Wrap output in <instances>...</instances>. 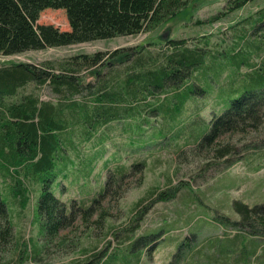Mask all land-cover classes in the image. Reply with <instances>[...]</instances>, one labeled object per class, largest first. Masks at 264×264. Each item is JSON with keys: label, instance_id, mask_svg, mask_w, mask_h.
Segmentation results:
<instances>
[{"label": "trees", "instance_id": "16d2710c", "mask_svg": "<svg viewBox=\"0 0 264 264\" xmlns=\"http://www.w3.org/2000/svg\"><path fill=\"white\" fill-rule=\"evenodd\" d=\"M189 1L0 0V56L149 33L174 17ZM256 1L228 0L224 11L213 19L219 21ZM49 9L65 11L69 30L38 23L41 14ZM260 11L257 32L249 34L243 28L244 32L238 33L240 44L236 43L231 53L225 54L237 61L234 66L238 74L225 75L222 82L226 86L222 88L226 91L213 89L220 97V106L229 103L228 108L204 125L201 134L197 129L204 120L198 116L189 118L182 126H185L184 135L188 136L185 146L191 143L192 152L206 153V166H229L241 157L249 159L251 153L264 151V136L253 145L238 149L222 141L227 135H245L264 128V56L260 54L264 53V10ZM251 41L255 44L252 50L248 49ZM153 45L159 46L151 42L147 47H121L112 52L80 54L40 65L20 62L0 66V179L9 187L5 192L0 189V264L42 262L44 249L54 243L61 231L72 228L78 218L93 223L97 231L106 226L110 216L106 202H119L130 179L139 175L141 181L148 170V160L135 156L147 144L128 138L116 146L118 151L107 160L105 185L98 190L87 178L93 171V154L100 153L98 150L85 154L86 145L104 144L119 127L128 132L134 118L141 135L142 123L151 125L152 119L161 117L160 138L169 131L175 117L182 114L185 104L196 98L194 94L200 93L201 97L207 94L202 86L213 82L220 87L215 79L223 76L227 66L221 70L220 62L217 65L214 59L208 62L209 50L190 45L187 39H169L160 49L151 48ZM258 56L260 63L256 61ZM226 92L228 98L237 97L223 99ZM195 110L202 111L199 107ZM153 131L156 133L155 127ZM152 142L157 144L160 140ZM176 147L181 145L177 142ZM249 151L252 152L248 154ZM128 153L132 154L131 163L125 158ZM78 164L88 169L83 181L74 174ZM167 180L170 185V176ZM55 185L60 188L61 196L72 191L78 198L73 195L64 200L55 193ZM30 186L34 190L30 191ZM177 190L149 188L135 204V215L140 219L145 214L141 207L144 202L169 201ZM7 194L21 208L33 202V220L40 226L39 242H30L26 234L17 233L5 200ZM235 209L240 220L226 219L235 229V237L247 234L252 236L250 241H263L264 204L250 207L236 202ZM96 215V220L91 222ZM133 228L125 226L121 232L106 229L102 240L108 235L124 236L119 243L125 242L123 247L127 248L132 244ZM27 229L25 224L26 232ZM88 233L92 235V228ZM102 240L84 253L89 257L70 264H102L108 249L107 245L98 247ZM238 245L243 250L247 248L245 244ZM203 251L198 252L197 246H192L185 258L187 264H204V260L227 264L229 259H249L258 252L251 250V255L249 251L240 255L227 250L231 255L223 253L216 257ZM263 255L261 252L259 260Z\"/></svg>", "mask_w": 264, "mask_h": 264}, {"label": "rangeland", "instance_id": "374dc122", "mask_svg": "<svg viewBox=\"0 0 264 264\" xmlns=\"http://www.w3.org/2000/svg\"><path fill=\"white\" fill-rule=\"evenodd\" d=\"M227 1L190 0L174 17L161 23L154 31L133 37H119L60 48L33 50L13 56H0V66L20 62L40 65L43 62L58 61L80 54L112 52L121 47L141 45L147 47L151 42L159 45H153L151 48L160 49V45H164L169 39H187L190 45L209 50L208 62L212 59L216 65L220 62L218 67L221 70L225 65L227 66V70L225 69V72L223 70V76L215 79L217 83L219 82L220 87L213 82H209L207 84L209 86H202L207 94L202 97L200 93L194 94L196 98L191 102L188 101L185 106L183 105L182 114L175 117L169 131L162 134L160 138H158V128L162 121L161 117L152 119L151 125L142 123L141 135L137 132L136 119L134 118L128 132L119 127L117 131L111 132L114 137L107 139L104 144L94 147L90 144L85 146L83 148L85 154L96 153L98 150L100 153L93 154L95 156V161L92 164L93 171L87 178L98 190L105 185L108 171L107 160L118 151L116 146L120 142L127 141L128 138L138 144H147L135 156L139 160H148V170H145L141 181H139V175L130 179L127 191L119 202H106L105 207H108L106 209L110 214L106 226L98 228L97 231V227L93 223L87 224L78 218L72 228L61 231L54 243L44 249L42 262L29 264H70L74 260H84L90 256H86L84 253L90 252L98 241L102 240L106 229L114 228L115 232H121L125 226L134 227L133 232L130 231L133 239L131 246L125 248L123 247L125 242L119 243V240L124 236L114 238L112 235H108L98 246L99 248L108 246L107 251L104 252L105 259L102 264H185V262L187 264L185 258L189 256L192 246H197L198 252H202V248H204L205 254L216 257L223 253L231 255L227 250L236 251L240 255H244L248 251V255H250L251 250H257L260 252L259 254L261 252L264 254V240L250 241L252 236L247 234H239L238 237H235L233 232L235 229L226 220H240L241 216L235 209L236 202L244 203L250 207L264 204V151L256 154L249 151L248 154L251 153L249 159L241 157L238 159L239 161L236 160L237 162L229 166L226 164L222 167L216 164L206 166V153L192 152L191 143L189 146H185L188 144H185L188 136L184 135L185 131L183 132L185 126L182 128L189 118L198 116L204 120L197 129L198 134H201L205 131L204 125L206 126L228 108L229 103L220 106V97L213 91V89L219 90V88L226 91L222 88V86H226L222 81L226 80V76L238 74V69L234 66L237 65V61L226 57L225 54L231 53L236 43L240 44L238 33L244 32L243 28H246L249 34L257 32L258 12L261 10V13L264 10V0H257L219 21L214 20L216 15L224 11ZM235 18L237 20H233ZM38 23L53 24L60 30H69L64 10H45ZM230 26L231 28H229ZM253 47L255 44L251 41L248 49L252 50ZM260 54L264 56L263 52ZM259 57L261 56L256 59L257 63L261 62ZM209 76L211 77V74ZM235 97L237 96L228 98V92L222 95L223 99ZM198 107L202 111H196L195 109ZM154 127L156 133L153 131ZM143 130L146 133H143ZM179 130H181L180 133H178ZM263 136L264 128L260 132L251 131L245 135L244 133L227 135L222 141L229 142L238 149L247 144L253 145ZM157 140H160L157 144L152 142ZM177 142L181 147H176ZM131 157V153L125 156L129 163L132 161ZM86 170L88 169L78 164L74 174H78L79 180L83 181ZM167 176L171 178L170 185L167 184ZM153 187L166 192L171 188H178V190L171 200L168 197L169 201L153 204L149 201L144 202L141 207L146 210L145 214L138 219L133 208L138 200L146 195L148 189ZM8 188V183L0 179L1 191L5 192ZM54 189L55 193L61 196L58 185H55ZM29 190L32 191L34 188L30 186ZM37 195L38 192L35 193V197ZM73 195L74 192L69 191L61 197L68 200ZM164 195L169 196L168 193ZM10 196L7 194L5 200L11 209L10 217L15 224L17 233L26 234V238L30 242H39L41 239L39 237L40 226L37 221L33 220V202H28V205L21 208V206L13 204L11 199L13 196ZM74 196L78 198L77 193ZM13 207L18 209L12 210ZM96 218L97 215L91 222ZM25 224L28 226L27 232ZM90 228H92V235L88 233ZM127 235L130 233L127 232ZM238 244H245L247 248L243 250L242 246L240 247ZM151 247L153 248L151 249ZM236 258L243 262L245 260V263H251L253 259L235 257L227 260V264L237 263ZM261 259H264V255ZM203 263L221 264L219 261L207 260H204Z\"/></svg>", "mask_w": 264, "mask_h": 264}, {"label": "crops", "instance_id": "0c3cea01", "mask_svg": "<svg viewBox=\"0 0 264 264\" xmlns=\"http://www.w3.org/2000/svg\"><path fill=\"white\" fill-rule=\"evenodd\" d=\"M230 251V250H229ZM250 255H251V253H250ZM251 258V257H250ZM249 258V259H250ZM236 260H237V263H234V264H246L245 262H243V261H241L239 258H236ZM259 262L260 261H262L261 259L260 260H258ZM261 264H264V262L262 261V262H260ZM249 264V263H248Z\"/></svg>", "mask_w": 264, "mask_h": 264}, {"label": "bare ground", "instance_id": "6f19581e", "mask_svg": "<svg viewBox=\"0 0 264 264\" xmlns=\"http://www.w3.org/2000/svg\"><path fill=\"white\" fill-rule=\"evenodd\" d=\"M107 140V139H106ZM121 155V154H120ZM120 157V156H119ZM111 158V157H110ZM113 160V159H112ZM109 161V160H108ZM74 170V169H73ZM67 171V170H66ZM79 172V171H78ZM55 174V173H54ZM68 177V176H67ZM115 177V176H114ZM118 191V190H117ZM114 197V196H113ZM153 200V199H152ZM86 201V200H85ZM72 202V201H71ZM138 218V217H137ZM141 225V224H140ZM47 235V234H46Z\"/></svg>", "mask_w": 264, "mask_h": 264}]
</instances>
